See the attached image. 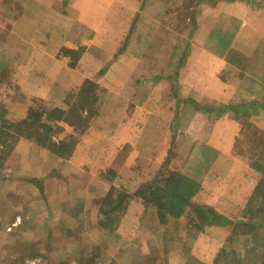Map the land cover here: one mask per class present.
Returning <instances> with one entry per match:
<instances>
[{
  "label": "crops",
  "instance_id": "1",
  "mask_svg": "<svg viewBox=\"0 0 264 264\" xmlns=\"http://www.w3.org/2000/svg\"><path fill=\"white\" fill-rule=\"evenodd\" d=\"M0 31L20 91L42 100L62 94L54 107L67 110V96L91 81L102 98L86 130L101 121L109 135L99 150L89 136L100 133L73 134L65 125L78 138L68 159L25 140V156L15 147L8 159L16 156L11 168L31 188L21 203L28 219L19 215L11 227V214L0 217V235L11 227L17 242L43 254L52 248L53 264H139L130 247L136 233L158 241L148 226L159 225L155 210L135 197L116 230L105 231L99 208L111 186L133 195L167 157L169 171L199 183L193 201L228 218L254 203L261 175L251 164L264 142V0H0ZM61 48L83 49L74 67ZM126 143L135 152L122 159ZM189 256L186 264H203Z\"/></svg>",
  "mask_w": 264,
  "mask_h": 264
},
{
  "label": "trees",
  "instance_id": "2",
  "mask_svg": "<svg viewBox=\"0 0 264 264\" xmlns=\"http://www.w3.org/2000/svg\"><path fill=\"white\" fill-rule=\"evenodd\" d=\"M59 51L61 56L70 59V66L74 67L83 49L61 48ZM86 83L76 98L71 94L67 96L64 101L69 107L67 110L59 107L42 109L39 106L28 105L26 114L16 118L10 115L4 103H0V171L20 140L32 142L61 159H68L72 155L78 138L67 134L65 125L71 126L73 123H78L84 128L88 127L87 122L94 117L98 103L95 85L91 81ZM168 161L169 157L165 159L164 165L153 178L140 185L133 195L111 186L99 208L100 217L97 225L105 231L116 230L128 204L133 198L138 197L144 208L150 207L155 210L161 226H165L169 218L177 220L189 212L188 224L197 231L205 233L207 229L212 228L223 231L224 236H230L233 241L245 237L252 243L243 249L241 256L236 254L235 249L228 252L221 250L219 259L217 258L213 264H219L218 261L225 263L228 258L233 261V264H264V250L260 251V245L255 243L260 233L264 234V212L257 211L258 207L264 209V142L258 158L251 164L252 168L260 172L261 179L254 190L256 201L244 210L250 222L244 219L228 218L210 205L193 201L200 190L199 183L180 173L169 171L166 167ZM103 176L108 180L111 179V176L106 173ZM222 240L223 238L221 242ZM8 250L15 255L12 257L14 264L27 257H41L43 254L34 244L20 242L8 247ZM255 256H257L256 259ZM225 264H231V262L228 260Z\"/></svg>",
  "mask_w": 264,
  "mask_h": 264
},
{
  "label": "rangeland",
  "instance_id": "3",
  "mask_svg": "<svg viewBox=\"0 0 264 264\" xmlns=\"http://www.w3.org/2000/svg\"><path fill=\"white\" fill-rule=\"evenodd\" d=\"M182 23V22H181ZM45 35L49 36L50 33L45 30ZM48 32V33H47ZM1 33V31H0ZM11 50L8 48V50H0V55L3 56L2 61H0V103H4L5 106L10 110V115L12 117H15L17 115L20 116V114L25 113V107L27 108L28 105H33L36 107H41L42 109H48L51 107H54L55 105H61L62 104V94H60L58 98V94L55 96H52L51 98H47L45 100L42 99H37L38 96H40L39 93L34 92L32 96L30 94L24 93L20 91V88L16 85V80L14 76V64L13 62H10L11 54L10 52H7ZM11 65H10V64ZM11 68H10V66ZM9 66V67H7ZM52 67L48 65L45 69V71L51 70ZM51 76V75H50ZM52 77V76H51ZM51 80H48L49 83H51ZM98 97V101H100V98H102V93L99 91L98 93L96 92L95 94ZM21 97V98H20ZM66 97V96H65ZM57 107V106H56ZM96 127L99 129H93L90 132H87V128H84L82 125H79L78 123H73V125L67 127V131L72 132L73 134H79V135H86L90 133H100L99 135H91L89 136L90 139L92 140V143L95 142L98 146L99 150H102L104 147L101 142L105 139L104 137L108 138V133L106 131L102 132V128H106L104 124H101V121L98 122ZM246 127V126H245ZM81 136V137H82ZM243 140L240 139L237 144H236V151L240 149L242 146ZM143 147H146L149 143H145ZM129 143L124 144L121 146V157L126 156V153H133L135 152V149H130V147H127ZM132 146V144H130ZM136 146V145H135ZM29 145L25 144V141H21L17 146H16V153H24V156L26 155V152H29ZM27 152V153H28ZM97 152V151H96ZM100 152V151H99ZM99 154V153H98ZM137 157V156H136ZM134 157L137 161L138 158ZM10 158V157H9ZM21 158L25 159V157L19 156V160ZM12 160H16V156L7 159L3 169L0 171V217L3 219H8V216L11 214L13 218L17 219L20 218V216L26 220L28 218L24 217L26 216L25 213L21 214L23 210V206L21 205L22 200L24 201H29L30 200V187H25L24 181L18 182L19 176H17L12 163ZM26 161V160H24ZM61 179V177L59 176ZM39 180V179H38ZM38 180H34L33 185L36 184L37 187L40 189H46L42 184L38 182ZM21 183V184H20ZM32 185V187H33ZM23 186V187H20ZM51 188V187H50ZM33 190V188H32ZM256 196V195H255ZM256 198V197H255ZM256 199L254 200V202ZM50 204H53L54 202L50 199ZM254 203L250 204L249 206L245 207H251ZM257 211L259 212H264L260 207H258ZM223 210L224 207H223ZM229 214H226L227 216L231 217L232 219H244L247 222H250V218L245 216V211L243 209L239 208H234L230 209ZM18 214V216H15ZM20 215V216H19ZM0 218V219H1ZM186 218V217H185ZM4 226V225H3ZM1 226V227H3ZM149 228L153 229L156 228L158 230V241L153 243L151 240V245H150V237L147 238H141L136 235L133 237L134 240L136 239L135 244L130 247L131 250L134 251V256L136 257V261L139 264H158V262H162L163 264L164 260H170V262H174V264H186L187 259L191 255L192 260L198 261L203 264H213L217 258L219 259L220 256V251L221 250H226V252L230 251L231 249H235L236 254H240L238 256L243 255V249L246 246L252 245L248 239L245 237H242L241 239L237 241H233L230 236H224L223 231H217L216 229L209 228L205 233L200 232L192 228L188 224V220H181L179 223H175L174 221L167 222L165 226L159 225H154V222L149 221L148 223ZM5 227L2 228L3 234H9L8 236L4 234V236L0 235V264H14V259L12 258L15 256L11 250H8V247L11 245L6 246V244H13L17 241H19L17 238H13L10 236V234H14V231L8 232L10 230L6 229L4 230ZM225 231V230H224ZM202 234L204 236H202ZM199 235V238H198ZM264 234L260 233V235L257 238V241H255L256 245H260L261 248L259 250H264ZM221 238H223L221 242ZM157 243V246H156ZM140 244V245H139ZM6 246V247H5ZM139 246L142 247L143 252L145 255H140V250ZM194 246V247H193ZM152 249L151 252L147 250ZM153 247V248H152ZM16 248V247H15ZM52 250V248H51ZM45 252L44 257H39L42 261L43 264H53L51 261V258L53 256V252ZM153 257H151V255ZM170 254H172V258L175 256H179V260L175 262V260L171 261ZM189 254V255H188ZM193 254V255H192ZM145 256V257H144ZM29 258V257H27ZM25 258V259H27ZM257 256H255V259ZM24 259V260H25ZM23 260V261H24ZM228 260L233 264V261L228 258ZM23 261L17 262L16 264H22ZM166 262V261H165ZM219 264H225L223 261H218ZM118 264V263H116ZM192 264V262H190Z\"/></svg>",
  "mask_w": 264,
  "mask_h": 264
},
{
  "label": "built area",
  "instance_id": "4",
  "mask_svg": "<svg viewBox=\"0 0 264 264\" xmlns=\"http://www.w3.org/2000/svg\"><path fill=\"white\" fill-rule=\"evenodd\" d=\"M20 220L16 219L12 224L11 227H14L18 224ZM11 227L7 228L8 230L11 229ZM22 264H43V261L39 257H33V258H27L23 261Z\"/></svg>",
  "mask_w": 264,
  "mask_h": 264
}]
</instances>
